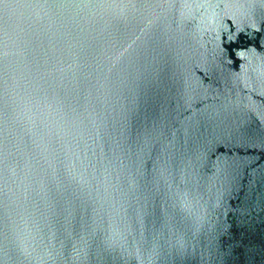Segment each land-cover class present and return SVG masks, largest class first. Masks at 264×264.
<instances>
[{
	"label": "water",
	"instance_id": "water-1",
	"mask_svg": "<svg viewBox=\"0 0 264 264\" xmlns=\"http://www.w3.org/2000/svg\"><path fill=\"white\" fill-rule=\"evenodd\" d=\"M0 264H264V0H0Z\"/></svg>",
	"mask_w": 264,
	"mask_h": 264
}]
</instances>
